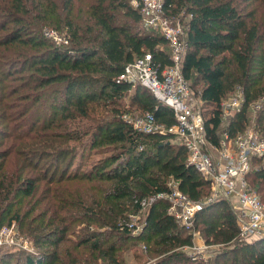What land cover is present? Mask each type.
<instances>
[{"label":"trees","instance_id":"1","mask_svg":"<svg viewBox=\"0 0 264 264\" xmlns=\"http://www.w3.org/2000/svg\"><path fill=\"white\" fill-rule=\"evenodd\" d=\"M73 1L0 0V228L14 221L36 249L19 255L0 247V264H123L132 243L144 244L152 264H208L192 260V232L168 213L170 182L202 202L206 180L173 135L141 132L124 118L136 109L165 126L175 122L148 89L118 79L145 54L158 72L170 65L163 36L143 27L130 0H93V26L72 19ZM164 6L187 17L181 73L202 102L210 143L219 142L220 102L234 85L244 104L227 134L246 129V106L261 99L254 129L264 135V23L235 0ZM45 30L64 33L67 42L56 43ZM87 151L104 156L73 171ZM247 178L257 194L264 191L263 169ZM193 223L217 247L212 263L264 264V236L240 239L226 200L208 202Z\"/></svg>","mask_w":264,"mask_h":264},{"label":"built area","instance_id":"2","mask_svg":"<svg viewBox=\"0 0 264 264\" xmlns=\"http://www.w3.org/2000/svg\"><path fill=\"white\" fill-rule=\"evenodd\" d=\"M144 28L160 31L168 50L171 64L158 72L151 63V56L145 54L125 65L118 76L119 80L140 85L148 89L153 97L172 110L174 124L165 126L157 122L154 115L144 112L135 119L124 116L132 126L144 133L166 132L184 145L188 153L187 162L194 166L206 180L209 191L221 199L235 197L239 238L247 239L264 236V201L250 188L247 176L253 162L264 160V135L254 128L245 129L229 136L226 127H222L231 112L236 113L244 104V97L239 96L220 102L222 123L220 139L217 145L210 143L206 136L202 102L189 88L181 73V62L187 50L184 25L181 22L184 11L172 15L164 6V0H134ZM45 36L56 43H66L63 35L54 30H45ZM264 170V165L261 167ZM168 213L185 228L191 227L194 216L208 202H194L177 189L175 182L169 183ZM13 228H0V247H13L21 240L13 233ZM194 245L187 249H193ZM192 260L207 258L196 254Z\"/></svg>","mask_w":264,"mask_h":264},{"label":"rangeland","instance_id":"3","mask_svg":"<svg viewBox=\"0 0 264 264\" xmlns=\"http://www.w3.org/2000/svg\"><path fill=\"white\" fill-rule=\"evenodd\" d=\"M92 1L93 0H74L73 1L71 17H72V19H74L75 22H77L78 24H80L82 26H93L92 20H90L89 16H88V9H89V6L92 3ZM133 1L134 0H130L129 5L133 8H135ZM235 3L237 5V7L240 10H242L245 14L252 13V14H254V17L256 18V20L264 23V0H235ZM119 14H122V12L120 11ZM186 18L187 17L185 15L182 16V18H181V22L183 23V25L185 23ZM62 35H64V33ZM80 35H83V34L80 32ZM197 85H200V83H198ZM197 87H199V86H197ZM240 93H241L240 87L238 85H234L232 89L227 91L224 99L229 100L231 98H235V97H237V95L239 96ZM260 104H261V99H258L257 101L248 103V105L246 106V110H247L246 129L255 128L254 120H255L256 113L258 112V110L260 108ZM142 113H144V112L133 109L131 111L129 117L132 119H135L138 116H140ZM233 114H234V112H231L229 114V116L225 120H223V124H222L223 128L226 127L227 122L230 120V118L232 117ZM102 156H104L102 153L89 154V152L87 151L85 153V156L81 160L75 159V161H74L75 166L73 167V171H75L78 167L80 169L81 166H82L81 170H86L87 168H91L92 165L95 164L96 160H98ZM263 165H264V160H262V161L257 160L255 162H253L252 170L259 169V168L261 169V167ZM250 179L248 180V178H247L248 184L251 183ZM250 188L252 190L255 189V187L253 186L252 183L250 184ZM258 194L264 201V191L258 192ZM218 198H221V197H219L218 195H214V193L210 190L208 197L204 198L203 200L208 201L209 199L215 200ZM224 200L227 201L230 209L234 213H236V215H237V212H236V209L234 206L235 197H231L230 199L225 198ZM135 220H136V218L132 219V217H131V221L133 223H135L136 227L140 226V223L138 221H135ZM5 226H8V227L12 226L13 231H14L13 233H15L18 236V238L21 239L19 241L18 245H15L11 248V250L14 253L20 255L21 253H34L36 251L35 246L32 243V241L28 237L24 236L21 233L18 225L14 221L11 224L5 225ZM193 226H194V223L191 224V227L185 228V229H187V231H191L193 234L194 248L190 249V250L187 249L189 255L196 254V255H199L200 257L204 256L205 258H207L208 264H215V262L212 263V260L214 259V256L217 253L216 252L217 247L213 246V245L206 244L205 239L202 236V234L200 232H198V229L195 231L193 229ZM92 229H93V227H92ZM132 245L135 246L134 249L130 250L128 252H125L122 255L121 261L123 260V264H152V261L154 258H151L150 256H148L147 253H143V249H144L143 245L144 244H142V243L133 244L132 243ZM14 260L15 259L13 258L12 260L9 261V263L13 264ZM18 260H22V259L18 258ZM96 264H109V263L106 260L99 259L96 262Z\"/></svg>","mask_w":264,"mask_h":264}]
</instances>
